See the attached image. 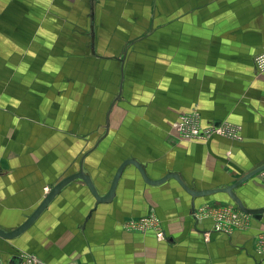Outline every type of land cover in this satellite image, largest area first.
<instances>
[{"label": "crops", "instance_id": "obj_1", "mask_svg": "<svg viewBox=\"0 0 264 264\" xmlns=\"http://www.w3.org/2000/svg\"><path fill=\"white\" fill-rule=\"evenodd\" d=\"M20 1L19 5L29 10L28 16L35 9H57L58 30L62 36L76 41L67 50L57 48L58 55L71 54L74 61V56L82 52L80 41L88 40L90 58L96 65L116 63L119 80L117 94L104 117L103 132L80 154L76 164L74 156L51 152L50 130L61 134L58 129L41 120L36 122L37 114H20L11 107L0 109L1 229L8 231L20 225L51 186L78 171L83 154L104 134L108 111V133L84 159V170L101 195L106 193L113 174L125 159L138 161L151 180L177 173L194 190L226 187L264 163V82L248 77L255 72L250 62L231 65L233 69L226 64L216 66V74L211 75L208 56L214 47L208 42L209 33L200 28L190 33L179 32V20H192V11L186 17L179 15L178 0H71L75 2L73 6L67 0ZM16 4L19 7L17 1L15 7ZM205 7L203 4L193 10L199 12ZM71 9L79 14L75 19L69 17ZM71 20L81 31L70 26ZM47 35L42 38L47 39ZM233 50L238 56L242 53L240 46ZM130 54L143 56L134 65L144 73L139 80L138 119L156 121V126L148 128L147 135L152 138L146 144L153 147V153L135 151L115 168L112 163L101 166L99 148L121 132L114 130L112 121L127 88L125 73L130 69ZM163 57L171 59L170 63L164 62ZM61 73H65V68ZM148 99L154 106L150 115L141 111L142 102ZM193 104L198 105L205 121L227 120L240 126L242 141L233 143L217 137L202 143L171 141L170 125ZM137 130L143 133L147 129ZM123 143L117 147H124ZM254 180L264 184V173ZM251 181L235 192L245 206L263 207L264 199L255 204L252 195L264 198V189ZM218 203L232 202L224 193L193 198L174 179L149 185L129 165L109 203L96 204L80 180L63 188L23 234L12 240L0 238V263L9 264L12 258L33 255L45 264H137L139 249L146 248V252L153 251L155 259L151 261L155 264H264L253 240L264 229V214L258 219L251 217L253 223L248 231L218 234L213 232L210 218L193 216L198 208L215 209ZM149 214L161 220L165 241L139 236L140 240L131 242V235L122 225Z\"/></svg>", "mask_w": 264, "mask_h": 264}, {"label": "rangeland", "instance_id": "obj_2", "mask_svg": "<svg viewBox=\"0 0 264 264\" xmlns=\"http://www.w3.org/2000/svg\"><path fill=\"white\" fill-rule=\"evenodd\" d=\"M14 1H17L18 5L22 3L20 0H0V109L7 110L11 107L20 114H37L36 122L40 123L41 120L49 127L58 129L61 134L50 130L48 143L51 152L64 154L66 157L74 156L76 164L80 154L92 146L103 132L106 111L117 94L118 66L116 63L115 65L111 63L96 65L90 58L86 47L88 40L80 41L82 52L74 56V61L71 54L58 55L57 48L67 50L76 41L62 36L64 34L58 30L57 9L53 7L35 9L28 16L27 7L20 5L18 7L17 4L15 7ZM67 1H70L67 3L72 6L75 3L71 0ZM178 1V14L185 17L190 14L192 16V20H182V22L179 20V32L190 33L200 28V31L209 33L208 42L210 47H214L213 53L211 52L208 56L211 75L216 74V66L226 64L227 67L233 69L232 66L237 63L244 66L243 62H250L255 72H251L248 77L257 82H264V0ZM203 4H206V7L201 11L193 10L195 6ZM71 10L69 17L71 19L78 17L77 11ZM70 26L76 31H81L74 20H71ZM46 35L47 39H43L42 37ZM200 43H202L201 39ZM239 46L242 53L238 56L233 53V49ZM223 48L224 51H221ZM130 55L128 59L130 69L125 73L127 88L123 102L116 106L112 121L114 130L121 132L118 134L119 137L112 135L113 138L110 137V140L104 142L99 148L101 149L99 150L101 166L112 163L115 168L125 156L135 151L153 153V147L146 144L152 138L147 135L148 128L153 127L152 125L156 126V121L152 118L138 119L139 80L144 73H140L134 65L143 56ZM163 61L170 63L171 59L163 57ZM59 66L62 70L65 68V73H61L62 70L58 71ZM56 70L58 72H55ZM241 72L244 74L245 71ZM59 75L64 77H59ZM164 79L167 80V78ZM141 111L149 115L151 111H154V106L149 99L142 102ZM193 115H197L203 131L219 125L222 129L224 127V133L222 135L212 134L210 137L191 136L188 133L190 130L180 133V121ZM41 116L46 120H43ZM195 124L197 121L190 122L189 126ZM141 127L147 130L143 133L142 130L138 131L137 129ZM170 128L171 141L175 140L178 143H202L213 137L233 143L242 141L240 126L227 120L205 121L197 104L191 105L187 111L178 114ZM123 131L125 134H121ZM119 143H123L124 147L118 146V148ZM170 144L173 145L174 142ZM260 197L252 195V201L255 204L262 203L264 198ZM218 205L215 209L200 207L193 216L196 219L210 218L212 230L218 234L230 235L235 231L245 232L251 228L253 222L249 216L237 215V218L233 219L227 214L225 219L220 218L223 213L237 209L233 203H218ZM150 216L157 218L159 222L157 225L164 233L161 220L154 214L130 219L122 225V229L131 235V242L136 239L140 240L139 236H143L145 240L149 239L147 236H152L159 242L165 241V234L162 238L158 237L149 220L146 223L141 222V219ZM130 221L136 222L134 226ZM253 240L256 253L264 261L263 228ZM145 249H139L141 254L137 264H155L151 261L155 259L152 257L154 256L153 251L150 250L148 252L151 253H148Z\"/></svg>", "mask_w": 264, "mask_h": 264}, {"label": "water", "instance_id": "obj_3", "mask_svg": "<svg viewBox=\"0 0 264 264\" xmlns=\"http://www.w3.org/2000/svg\"><path fill=\"white\" fill-rule=\"evenodd\" d=\"M108 114H109V111H108L107 117H106L104 134L102 135V137H100L98 139L96 144L89 151H87L85 154H83V156L80 160L78 171L62 178L55 185L51 186L49 188L48 193L45 195V197L42 199V201L37 205V207L33 210V212L20 225H18L14 229L8 230V231H5V230L0 228V238H2L4 240H12V239L19 237L21 234H23L38 219V217L48 207V205L52 202V200L63 190V188H65L71 182L76 181V180H80L85 184L88 191L90 192V194L94 198L96 204L109 203L115 195L117 184L119 182V179L121 177L123 170L129 165L133 166L138 171V173L140 174L142 180L149 185H153V186L159 185V184L164 183L168 179H174L178 183V185L183 189V191H185L188 195H190L193 198L205 197V196H210V195L218 194V193H224L229 197V199L236 206V208L240 212H242L243 214L249 215L255 219L260 218V216L262 214H264V206L259 207V208H249V207L244 205L241 198L235 192V190L238 187H240L241 185H243L244 183H246L249 180H252L251 181L252 184L255 185L256 187L264 189V184L259 183L258 181L254 180V178L258 174L264 173V163L262 165H260L259 167L253 169L252 171L246 173L241 178H239L238 180H236L235 182H233L232 184H230L226 187L208 189V190H194V189L189 188L183 182V180L180 178V176L177 173H169L160 179L151 180L148 178L143 166L138 161H136L135 159H125L124 161H122L120 163V165L117 167L115 173L113 174L112 179H111L110 184H109V187H108V190L106 191L105 194L101 195L98 192V190H97L95 184L93 183L91 177L84 170V159H85V156L89 152L94 150L97 147V145L99 144V142L103 138L106 137L108 130H109ZM20 260H21L20 257L12 258V260L10 261L9 264H18L20 262Z\"/></svg>", "mask_w": 264, "mask_h": 264}, {"label": "built area", "instance_id": "obj_4", "mask_svg": "<svg viewBox=\"0 0 264 264\" xmlns=\"http://www.w3.org/2000/svg\"><path fill=\"white\" fill-rule=\"evenodd\" d=\"M259 61V60H258ZM264 63V62H263ZM261 64V63H260ZM196 122L197 121V124L193 125V126H189V123L191 122ZM187 130H190L188 133L191 135V136H203V137H210V135L212 134H216V135H222L224 133V127L223 129L219 126V125H216V127H212V128H208V129H201L200 125H199V122H198V119H197V115H193V116H189L187 117L186 119L180 121L179 123V132L180 133H183V131H187ZM193 137V138H194ZM225 212V210H224ZM231 215V217L233 219L237 218V215H242V216H249V215H245L243 214L242 212H240L238 209L234 210V211H230V212H227V213H223L220 218L221 219H225L226 215ZM251 217V216H249ZM142 223H146L147 220H149L152 224H153V228L155 230V232L157 233V236L162 238L164 237V233L161 231L160 227L157 225L159 224L157 218H155L154 216H150V217H145L144 219H141ZM131 223H133L132 225L134 226V221H130ZM146 225V224H144ZM219 229V228H218ZM20 262L18 264H45L41 261H39L35 256L33 255H23V256H20ZM2 264V263H0Z\"/></svg>", "mask_w": 264, "mask_h": 264}]
</instances>
